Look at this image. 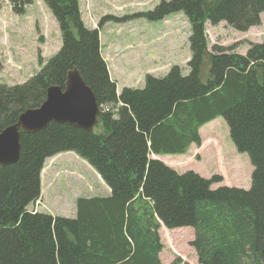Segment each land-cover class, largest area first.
<instances>
[{
	"label": "trees",
	"instance_id": "obj_1",
	"mask_svg": "<svg viewBox=\"0 0 264 264\" xmlns=\"http://www.w3.org/2000/svg\"><path fill=\"white\" fill-rule=\"evenodd\" d=\"M7 1L18 15L32 3ZM42 1L58 25L61 47L23 84L0 83V133L39 107L49 87L64 88L72 70L99 107L116 111L100 113L92 132L50 123L20 134L18 161L0 167V264H161L160 225L193 229L198 264H264V45L250 44L244 55L216 47L208 53L205 36L206 23L224 22L237 32L259 26L264 0H169L135 15L154 22L182 13L190 58L186 74L172 66L162 77L146 75L141 89L119 94L98 31L80 20L78 0ZM217 118L252 166L247 191L212 190L219 176L178 174L151 158L199 147L198 130ZM67 152L85 161L110 195L79 198L74 219L28 213L40 197L45 161Z\"/></svg>",
	"mask_w": 264,
	"mask_h": 264
},
{
	"label": "rangeland",
	"instance_id": "obj_2",
	"mask_svg": "<svg viewBox=\"0 0 264 264\" xmlns=\"http://www.w3.org/2000/svg\"><path fill=\"white\" fill-rule=\"evenodd\" d=\"M161 1L169 0H78L80 20L88 29H96L109 78L123 88L141 89L145 75L160 77L172 66L186 74L190 58L188 37L190 26L182 13L150 22L133 18L152 11ZM101 24L100 27L98 24ZM207 51L212 48L233 50L244 55L250 44L264 45V13L260 25L237 32L226 23H206ZM61 47L59 28L42 0H32L23 15L15 14L7 0H0V83L19 85L35 75ZM203 66V81L207 78ZM116 80V81H115ZM201 146L192 145L185 156H161L165 166L178 174L192 172L221 181L220 187L247 191L251 185L252 166L246 154L238 153L230 141L228 127L222 118L211 121L199 130ZM179 156V157H178ZM45 161L40 175L38 210L54 217L74 219L78 198L103 194L95 171L74 153H63ZM104 187V185H102ZM34 205L27 207L28 211ZM162 251L161 264H198L191 246L192 228L158 231Z\"/></svg>",
	"mask_w": 264,
	"mask_h": 264
},
{
	"label": "water",
	"instance_id": "obj_3",
	"mask_svg": "<svg viewBox=\"0 0 264 264\" xmlns=\"http://www.w3.org/2000/svg\"><path fill=\"white\" fill-rule=\"evenodd\" d=\"M99 115V106L90 88L76 70L69 72L63 90L58 86L49 87L39 107L25 110L14 125L0 133V167L18 161L20 133L43 131L49 123L67 124L92 132Z\"/></svg>",
	"mask_w": 264,
	"mask_h": 264
},
{
	"label": "crops",
	"instance_id": "obj_4",
	"mask_svg": "<svg viewBox=\"0 0 264 264\" xmlns=\"http://www.w3.org/2000/svg\"><path fill=\"white\" fill-rule=\"evenodd\" d=\"M116 83H117V81H116ZM157 159H159V158H157ZM101 189L103 190V194H101L99 196H107V195H109V190L108 189L103 188L102 186H101Z\"/></svg>",
	"mask_w": 264,
	"mask_h": 264
},
{
	"label": "clouds",
	"instance_id": "obj_5",
	"mask_svg": "<svg viewBox=\"0 0 264 264\" xmlns=\"http://www.w3.org/2000/svg\"><path fill=\"white\" fill-rule=\"evenodd\" d=\"M69 73V72H68ZM66 80H67V76H66ZM66 83V82H65ZM65 86V85H64ZM59 87V86H58ZM61 88V87H60ZM62 90L64 89V88H61ZM161 227H163L162 225H160ZM165 228V227H164ZM181 229V228H180ZM174 230H176V229H174ZM159 231V230H158Z\"/></svg>",
	"mask_w": 264,
	"mask_h": 264
}]
</instances>
